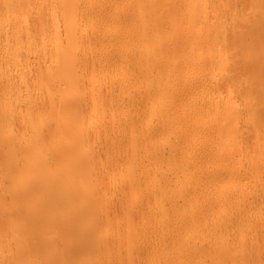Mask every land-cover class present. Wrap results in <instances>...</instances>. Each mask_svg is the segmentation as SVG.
I'll return each mask as SVG.
<instances>
[{
    "label": "rangeland",
    "instance_id": "1",
    "mask_svg": "<svg viewBox=\"0 0 264 264\" xmlns=\"http://www.w3.org/2000/svg\"><path fill=\"white\" fill-rule=\"evenodd\" d=\"M9 1L0 0V264H64L66 249L75 253L73 264H264V0H200L193 10L201 11L194 15L199 18L184 22L179 0H156L160 24L167 27L161 33L164 44L177 35H199L187 44L173 42L180 46L172 50L178 57L169 66L177 67V59L192 63L166 78L160 91L147 82L135 84L127 63L89 66L86 54L114 50L98 35L105 29L102 20L89 10L73 16L77 2L81 7L91 0ZM172 6H177L170 14L175 20L168 27ZM68 28L77 33L79 59L66 68L56 52L60 41L66 45ZM9 29L11 40L4 37ZM106 29L116 35L122 26ZM16 32L20 37H13ZM67 71L90 81L79 80L84 84L79 97L88 103L60 114L48 105L39 111L38 104L51 94L48 79ZM73 93L65 91L66 101ZM31 97L37 101L33 107ZM50 155H60V164L54 157L59 166ZM35 159L56 166L57 198L50 183L42 194L41 181L33 177L46 178V169L22 170ZM41 201L57 211H49L48 223L44 215L34 219L26 211ZM87 235L94 240L86 239L82 247ZM52 239L56 246L50 243L51 252H45Z\"/></svg>",
    "mask_w": 264,
    "mask_h": 264
},
{
    "label": "bare ground",
    "instance_id": "2",
    "mask_svg": "<svg viewBox=\"0 0 264 264\" xmlns=\"http://www.w3.org/2000/svg\"><path fill=\"white\" fill-rule=\"evenodd\" d=\"M3 1V0H2ZM9 1V0H8ZM12 1V0H11ZM85 1V0H84ZM90 1V0H89ZM95 1L96 0H94V1H92L91 0V4L89 3V5L88 4H86V3H84V4H82V6L80 7V6H78L79 4H78V2H77V6L75 5V9L73 10L74 12H73V16L75 17V18H77L78 17V15H79V13H81L82 14V12H84L85 10L87 11V10H89V11H87V13L89 12V13H91L94 17H96V18H99V20H102L101 21V25H102V23H103V25H104V27H105V29L103 30L104 32L102 33V34H98L99 36H101L100 37V39H102V41H105L106 43V45L107 46H109V47H111V45L114 47V50H112V51H110L108 54H103L102 52L100 53V54H96L95 52L92 54H89V55H87L86 54V57H85V55H83L84 57H85V60H91L92 62V64L93 65H91V63L89 64V66L90 67H94V66H99V67H104V68H111V67H114V66H116L117 67V65H121V64H125V63H127V65H128V69H126V72L128 71L129 73H131V75H132V77H131V79H133V82L135 83V84H140V83H145V82H147V83H149L150 85L152 84V85H154V90L155 89H157V90H159V88L161 89V88H163L164 87V85H165V79L167 78V80L170 78V76H172V73L173 74H177V73H179V72H182V70H184L185 68L187 69L188 68V66L190 65V63H192V62H190V60L189 61H187V60H181V59H177L178 60V66L177 67H175V68H171L170 66H169V64H170V62H172V60H174V59H176L178 56H174L173 54H172V50L176 47V46H178L179 44H187V43H185V41L187 40H190V37H191V39H193L192 37H194V35H198V32L197 31H194V33H186V34H184V35H177V36H179V39H177V40H174L173 42H175V41H177L178 42V40H179V44L178 43H163L164 42V40L167 38H163V36H162V38H161V33H162V31L165 29H167V27L166 28H164L165 26H163V25H161L162 24V20L160 19V18H163V17H160V16H162L163 14H162V11H161V8L158 6V4H157V2H156V0H136V1H132V3H131V1L129 2V0H111V1H107V2H104L103 1V3L101 2H99L98 3V1H96V3H97V5L96 6H94V3H95ZM199 1L200 0H179V11H177V13L179 14V12L181 11V12H183L184 11V15H183V17H182V19H181V21L182 22H184L185 21V19H187L188 18V16H189V19L191 18V16L192 17H194V18H199V16H194V15H198V14H196V12H201V11H198L199 9H196L197 11L195 12V11H193L194 10V8H196V6L194 7V4L195 5H197V7H199V5L197 4V3H199ZM202 1V0H201ZM10 2V1H9ZM23 2V1H22ZM92 2H93V6H92ZM167 2H168V4H169V0H167ZM190 2H193L192 4V12L190 13V11L189 12H185V11H188V9H190L189 7H188V9H187V5H189L190 6ZM174 3V2H173ZM201 3V2H200ZM1 4V3H0ZM3 4H5V2L3 3ZM2 4V5H3ZM6 5V4H5ZM73 5V4H72ZM84 5V6H83ZM91 5V6H90ZM18 6V5H17ZM11 7H12V5H11ZM28 7V6H27ZM26 7V8H27ZM168 7V6H167ZM166 7V8H167ZM173 7V8H172ZM171 8H169L170 10H168L167 12H168V19H167V17L165 18L166 20H168V23H167V21L165 22V20H164V22L165 23H167V25H168V27H172V24L174 23V20H172V22H171V16H173L172 14H176V10L175 9H177V6H176V8H174L175 6H172ZM202 7V6H201ZM3 8H7V6L6 7H3ZM26 8H24V9H26ZM12 9V8H11ZM22 9V8H21ZM71 9V8H70ZM16 10V9H15ZM71 10V11H72ZM163 10V9H162ZM1 11H2V9H1ZM7 11H8V9H7ZM13 11H14V7H13ZM4 12V11H3ZM9 12V11H8ZM160 13V14H162V15H160V14H157V13ZM165 11H163V13H164ZM69 13H71V12H69ZM7 14V13H6ZM9 14V13H8ZM23 14V13H22ZM72 14V13H71ZM71 14H70V16H71ZM86 14V13H85ZM170 14H171V16H170ZM10 15V14H9ZM84 15V14H83ZM89 15V14H88ZM158 15V16H157ZM165 15V14H164ZM166 15H167V13H166ZM182 15H180V16H182ZM201 15V14H200ZM6 16V15H5ZM68 16V15H67ZM66 16V17H67ZM72 16V17H73ZM8 17V16H7ZM79 17H80V15H79ZM82 17V16H81ZM176 17V16H175ZM11 18V17H10ZM68 18V17H67ZM66 18V19H67ZM75 18H74V20H75ZM85 18V17H84ZM101 18V19H100ZM65 19V18H64ZM142 19V20H141ZM178 19V18H177ZM180 19V18H179ZM72 20H73V18H72ZM71 20V21H72ZM193 20V19H192ZM195 20V19H194ZM16 21V20H15ZM179 21V20H178ZM188 21V20H187ZM14 22V21H13ZM22 22H23V19H22ZM69 22V21H68ZM72 22H75V21H72ZM71 22V23H72ZM163 22V23H164ZM10 23H12V22H10ZM70 23V22H69ZM70 23V24H71ZM77 23H78V21H77ZM161 23V24H160ZM176 23H177V21H176ZM70 24H68V26L70 25ZM75 24V23H74ZM74 24H72V25H74ZM113 24H119V25H121L122 26V29H121V31H119L116 35H113L111 32H109L107 29H106V26L107 25H113ZM179 24V23H178ZM177 24V25H178ZM10 25V24H9ZM19 25V24H18ZM79 25V24H78ZM102 25V26H103ZM160 25V26H159ZM175 25V24H174ZM67 26V25H66ZM65 26V27H66ZM71 26V25H70ZM201 26V25H200ZM14 27V26H13ZM177 27H179V25L178 26H176V28ZM15 28L16 27H14V30L13 31H15ZM71 28H72V26H71ZM86 28V27H85ZM8 29V28H7ZM6 29V30H7ZM69 30H67L66 31V33H68V35H65V36H68L67 38H65V42L67 41V43H66V45L64 46V41L62 42V41H60V46L57 48V57L58 58H60V59H58V61H61L62 60V65L61 66H63L64 65V67H66V66H68L67 64H72L73 62L72 61H74V63L76 62V60L77 59H79V56L77 55V48H79V43H76V42H78V41H76L77 39H75V34H77V33H75L74 31V34H73V32H70V28H68ZM72 29H75V28H72ZM72 29H71V31H72ZM79 30H80V26H79V28H78ZM82 29H83V27L81 28V32H82ZM170 29V28H169ZM200 29V28H199ZM199 29H198V31H199ZM202 29V28H201ZM5 30V31H6ZM26 30V29H25ZM87 30V29H86ZM102 30V29H101ZM197 30V29H196ZM10 29H9V31H7L6 33H10ZM23 31V30H22ZM27 31V30H26ZM25 31H23L22 33H21V35L24 33ZM28 32V31H27ZM165 31H163V33H164ZM169 32V31H168ZM3 33V32H2ZM4 34V37L7 35V36H9V39H10V36H12V33L11 34ZM17 33V32H16ZM26 33V32H25ZM24 33V34H25ZM79 33V32H78ZM83 33H84V30H83ZM162 33V34H163ZM28 34H30L29 32H28ZM28 34H26V35H28ZM89 34V33H88ZM115 34V33H114ZM170 34V33H169ZM199 34H200V31H199ZM81 35V34H80ZM97 35V36H98ZM1 36V35H0ZM15 36H19L20 37V34L18 35V33H17V35L16 34H14L13 35V37H15ZM173 36H176V35H173ZM181 36V37H180ZM199 36V35H198ZM22 37L24 38V36L22 35ZM29 37V36H28ZM83 37V36H82ZM168 37H171V35L170 36H168ZM201 37H203V36H201ZM199 38V37H197L198 39H200V41H202L203 40V38ZM3 39V37H0V39ZM8 38V37H7ZM17 38V37H16ZM22 38V39H23ZM25 38H27L26 36H25ZM30 38V37H29ZM77 38V37H76ZM15 38H13V40H14ZM79 39H81V38H79ZM97 39H98V37H97ZM108 41H107V40ZM134 39H139V43L138 44H135V45H131L130 43H131V41L132 40H134ZM176 39V38H175ZM4 40H5V38H4ZM11 40V39H10ZM19 39L17 38V41H18ZM94 40V39H93ZM196 40V39H195ZM5 41H7V39L5 40ZM24 41V40H23ZM85 41V40H84ZM167 41V40H166ZM165 41V42H166ZM169 41H171L170 39H169ZM191 42H193V40H190ZM13 42V41H12ZM19 42H20V40H19ZM83 42V41H82ZM101 42V41H100ZM109 42V43H108ZM168 42V41H167ZM0 43H2L1 42V40H0ZM96 43V42H95ZM98 43V42H97ZM84 44V43H83ZM6 45V44H5ZM78 45V46H77ZM104 45V44H103ZM105 45V46H106ZM16 46V45H15ZM17 46H18V44H17ZM104 46V47H105ZM180 46V45H179ZM9 47V46H8ZM14 47V46H13ZM99 47V46H98ZM112 47V48H113ZM81 48V47H80ZM115 48L117 49V50H115ZM1 49V48H0ZM84 49V48H83ZM80 50H82V49H80ZM1 51H3L4 52V50H2L1 49ZM17 51H18V49H17ZM8 52V51H7ZM6 52V53H7ZM12 53V52H11ZM14 53V52H13ZM79 53V52H78ZM97 53H99V52H97ZM105 53V52H104ZM128 53H129V55H128ZM85 54V53H84ZM101 54H103V55H101ZM1 55V54H0ZM3 55V54H2ZM5 55V54H4ZM56 55H54L55 57H56ZM82 55V54H81ZM19 57V56H18ZM21 57V56H20ZM81 58V57H80ZM5 59V58H4ZM7 59V58H6ZM11 59V58H10ZM17 59V58H16ZM22 59V58H21ZM27 59H28V57H27ZM26 59V60H27ZM82 59H83V57H82ZM18 60V59H17ZM57 60V59H56ZM84 60V61H85ZM179 60H180V62H179ZM4 61V60H3ZM12 61H13V59H12ZM79 61V60H78ZM81 61V60H80ZM50 62H52V61H50ZM87 62V61H86ZM45 63V62H44ZM47 63V62H46ZM74 63H73V65H74ZM10 64V63H9ZM38 64V63H37ZM49 64V63H48ZM60 64H61V62H60ZM77 64V63H76ZM11 65V64H10ZM16 65V64H15ZM20 65V64H19ZM23 65V64H22ZM18 66V65H17ZM17 66H15L16 67V69H18L17 68ZM87 66H88V64H87ZM86 66V67H87ZM88 66V67H89ZM122 66V65H121ZM24 67V66H23ZM58 67H60V66H58ZM69 67V66H68ZM74 67V66H73ZM86 67H85V71L87 72V69H86ZM9 68H10V66H9ZM45 68V67H44ZM55 68V67H54ZM57 68V67H56ZM55 68V69H56ZM61 68V67H60ZM63 68V67H62ZM67 68V67H66ZM66 68H63V69H66ZM76 68V67H75ZM14 69V68H13ZM47 69V68H46ZM45 69V70H46ZM50 69V68H49ZM48 69V70H49ZM58 69V68H57ZM57 69H56V71H57ZM71 69V68H70ZM124 69V68H123ZM47 70V71H48ZM76 70V69H75ZM75 70H73V71H75ZM80 70H81V67H80ZM106 70V69H105ZM122 70V69H121ZM1 71H4V70H1ZM16 71V70H15ZM20 71V70H19ZM53 71V70H52ZM66 71V70H65ZM72 71V70H71ZM71 71H67V72H63L61 75H59V74H57V75H59V76H57V77H46L49 81H50V83L48 82V81H46V82H48V86H47V88H48V91L51 93L50 94V97H48L47 99H45V98H43L42 100V102H41V104H38V106L36 107V108H38V110H39V108H40V106H46V105H48L49 107H53L51 110L53 111L52 113L54 114V113H59V112H61L63 109L64 110H66V109H68V108H70L71 109V107L73 106H75V105H77V106H79V104L81 105L82 103H81V101H83L82 100V98L81 97H79V94H81V90H82V87H84L83 85V83H79V80H78V78L76 77V72H74V73H72ZM79 71V70H78ZM82 71H83V67H82ZM103 71V70H102ZM123 71V70H122ZM4 72H6V71H4ZM62 72V71H61ZM61 72H58L57 71V73H61ZM94 72V71H93ZM119 72V71H118ZM3 73V72H2ZM17 73V75H18V72H16ZM55 73V72H54ZM120 73V72H119ZM122 73H124V72H122ZM121 73V74H122ZM32 74V73H31ZM37 74V73H36ZM51 75H52V73H50ZM91 74H93V73H91ZM6 75V74H5ZM16 75V76H17ZM20 75V74H19ZM34 75V74H33ZM44 75V74H43ZM46 75V74H45ZM94 75V74H93ZM118 75V74H117ZM115 76V75H112V77H111V79L115 76V77H119V76ZM14 76H15V74H14ZM35 76V75H34ZM82 76V78H83V76H85V75H81ZM92 76V75H91ZM104 76V75H103ZM45 77V76H44ZM88 77V76H87ZM169 77V78H168ZM11 78V77H10ZM85 78V77H84ZM83 78V81L82 80H80V81H82V82H85V84L89 81L88 80V78H87V80L86 81H84L85 79ZM101 78V77H100ZM121 78V77H120ZM125 78V77H124ZM2 79V78H1ZM8 79V78H7ZM12 79H13V77H12ZM22 79V78H21ZM23 79H24V77H23ZM34 79L35 78H33V81H34ZM43 79L45 80V78H43L42 77V81H43ZM54 79H56V80H54ZM89 79H91L90 77H89ZM98 79V78H97ZM116 79V78H115ZM41 80V79H40ZM91 80H93V79H91ZM110 80V79H109ZM114 80V79H113ZM38 81V80H37ZM37 81H36V83L35 84H38L37 83ZM100 81V80H99ZM14 82V81H13ZM12 82V83H13ZM21 82V81H20ZM22 82H23V80H22ZM38 82H40V81H38ZM90 82V81H89ZM102 82V81H101ZM105 82H106V80H105ZM110 82H111V80H110ZM113 82V81H112ZM11 83V84H12ZM34 83V82H33ZM94 83V82H93ZM115 83V82H114ZM122 83H123V85H125V81L124 80H122ZM131 83V82H130ZM3 84V83H2ZM2 84H0V87H1V85ZM6 84V83H5ZM11 84H10V86H8V89L11 87ZM18 84V83H17ZM41 84V83H40ZM47 84V83H46ZM99 84V83H98ZM9 85V84H8ZM15 85V84H14ZM27 85H28V83H27ZM27 85H25V86H27ZM30 85V84H29ZM42 85V84H41ZM151 85V86H152ZM13 86V85H12ZM18 86H19V84H18ZM18 86H16V87H18ZM38 86V85H37ZM43 86V85H42ZM96 86V85H95ZM134 86V85H133ZM3 87V86H2ZM5 87V86H4ZM29 86H27V88H28ZM124 87V86H123ZM157 87V88H156ZM6 88V87H5ZM23 88V87H22ZM21 88V89H22ZM25 88V87H24ZM42 88V87H41ZM44 88V87H43ZM134 88H136V87H134ZM3 89V88H2ZM10 89H12V87L10 88ZM20 89V90H21ZM73 90L74 91V93H76V94H74V96L72 97V99L71 98H69L70 99V101H66L67 99H65V91H67V90ZM90 89V88H89ZM88 89V90H89ZM31 90V89H30ZM92 90V89H91ZM90 90V91H91ZM99 90V89H98ZM27 91V90H26ZM45 91V90H44ZM43 91V92H44ZM48 91H47V93H48ZM84 91V90H83ZM82 91V92H83ZM89 91V92H90ZM93 91V90H92ZM97 91V90H96ZM160 91V90H159ZM70 92H72V91H70ZM85 92H86V90H85ZM158 92V91H157ZM5 93V92H4ZM40 93V92H39ZM38 93V94H39ZM42 93V92H41ZM68 93V92H67ZM84 93V92H83ZM92 93V92H91ZM106 93H108V92H106ZM110 93V92H109ZM37 94V95H38ZM72 94V95H73ZM87 94H88V91H87ZM98 94V93H97ZM100 94V93H99ZM6 95V94H5ZM4 95V96H5ZM26 95V94H25ZM29 95V94H28ZM41 95H43V94H41ZM91 95V94H90ZM107 95V94H106ZM31 96V95H30ZM35 95H33V98H35L34 97ZM49 96V95H48ZM81 96H82V94H81ZM113 96V95H112ZM8 97V96H7ZM39 97V96H38ZM37 97V98H38ZM71 97V96H70ZM88 97V96H87ZM115 97V96H114ZM27 98H29L28 96H27ZM36 98V99H37ZM40 98V97H39ZM81 98V99H80ZM84 98V97H83ZM95 98H96V96H95ZM68 99V100H69ZM98 99V98H97ZM113 99V98H112ZM27 101V99H24L23 101ZM29 100V99H28ZM31 100H32V97H31ZM30 100V104H32V107H33V103H34V105H35V102H37V101H31ZM38 101L40 100V99H37ZM87 100V99H86ZM91 100V99H90ZM85 101V100H84ZM83 101V102H84ZM85 102H87V101H85ZM23 103V102H22ZM25 103V102H24ZM27 103V102H26ZM39 103V102H38ZM88 103V102H87ZM92 103L93 102H91V105L90 106H92ZM29 104V103H28ZM27 104V105H28ZM29 104V105H30ZM86 104V103H85ZM26 105V104H25ZM28 105V106H29ZM37 105V104H36ZM83 107H84V105H82ZM86 106V105H85ZM27 107V106H26ZM25 107V108H26ZM30 107V106H29ZM28 107V108H29ZM35 107V106H34ZM23 108V107H22ZM78 108V107H77ZM80 108V107H79ZM85 108V107H84ZM43 109V108H42ZM74 109V108H73ZM23 110V109H22ZM29 110V109H28ZM81 110V109H80ZM83 110V109H82ZM81 110V111H82ZM5 111V110H4ZM13 111V110H12ZM31 111V110H30ZM40 111V110H39ZM79 111V110H78ZM37 112V111H36ZM63 112V111H62ZM3 113V112H2ZM1 113V114H2ZM34 113V112H33ZM77 113V112H76ZM81 113V112H80ZM36 114V113H35ZM60 114V113H59ZM3 115V114H2ZM27 115V114H26ZM8 118V117H7ZM4 120H5V118H4ZM7 120V119H6ZM5 120V121H6ZM58 127H59V125H58ZM60 128V127H59ZM6 138V137H5ZM4 138V139H5ZM37 138H39L40 139V137H37ZM2 139V138H1ZM7 141V140H6ZM12 140H10L9 142H11ZM36 141H38V139H36ZM35 141V142H36ZM3 142V141H2ZM5 142V141H4ZM3 142V143H4ZM13 143V142H12ZM11 143V144H12ZM38 143H40V144H42V141L41 142H38ZM8 144H10V143H8ZM3 145H5L6 146V144H3ZM10 146V145H9ZM42 146V145H41ZM41 146H39V148H42ZM44 147H46V145L45 146H43V151H45L44 150ZM52 147V146H51ZM50 147V148H51ZM1 148V147H0ZM3 148V147H2ZM7 148V147H6ZM11 148V147H10ZM37 148H38V146H37ZM46 149V148H45ZM9 150V149H8ZM40 151H42V150H40ZM48 151V150H47ZM54 151V150H53ZM57 153V152H56ZM67 153H68V151H67ZM207 153H208V151H207ZM55 154V153H54ZM58 154V153H57ZM25 155V154H24ZM53 155V154H52ZM61 155V154H60ZM60 155L58 156H54L55 157V160L57 161H60V159H61V157H60ZM51 156V155H50ZM49 156V158L54 162V157H50ZM58 157H60V158H58ZM25 158H27L26 157V155H25ZM47 158V157H46ZM57 158V159H56ZM17 159V158H16ZM48 160V159H47ZM44 161L43 162V164H41V163H37L38 161H40V160H38V161H36V159L35 160H29V162H28V164H26L27 165V167H25V166H23V167H25L24 169H22V170H25V171H32V172H35L36 170H38V168L39 169H46V172H48V173H46V178H44V177H42V179H41V176H37V175H34L33 177H34V179L35 180H37V181H41L40 182V186H39V190L42 192V194H45L44 193V191L43 190H45V189H43L45 186H44V184L46 183H50V185H51V188L53 189V192H54V196L53 197H56L57 198V193H55L56 191L54 190V187H56L57 188V186H58V183H59V181H57V177H58V175L56 176L55 175V173H54V167H56L54 164H56V165H58V164H60V162H58V164L56 163V161L54 162V166L52 167H50V164L51 163H49V162H51V160H49V162L48 161ZM5 161V160H4ZM25 161H28V160H26L25 159ZM17 162V161H16ZM20 162V161H19ZM3 163H6V161L5 162H3ZM10 163H11V161H10ZM16 164V163H15ZM19 164V163H18ZM24 164V163H23ZM14 164H12V166H13ZM21 165V164H20ZM25 165V164H24ZM17 166V165H16ZM59 166V165H58ZM11 167V166H10ZM21 167V166H20ZM17 169H18V167H17ZM58 169V168H57ZM57 169H55L56 171H57ZM72 172H73V170H72ZM74 173V172H73ZM40 178V179H39ZM59 178V177H58ZM38 185V184H37ZM42 186V187H41ZM24 191H26V190H24ZM32 191V190H31ZM36 191V190H35ZM18 193V192H17ZM25 193V192H24ZM27 193V192H26ZM19 194V193H18ZM23 194V193H22ZM20 196V195H19ZM44 201H46V200H44ZM42 202V204L39 206V204L37 205H34L33 206V204H28L27 206H26V211L27 212H29L30 214H33L32 215V217L34 218V219H36V218H40V216H45V218L47 217V216H49V211H52V212H50V214L52 213H56L57 211H56V209H54V212H53V210H51L50 208V204L51 203H49V202H44L43 203V201H41ZM67 203V202H66ZM49 204V205H48ZM45 205V206H44ZM67 206L69 205V203H67L66 204ZM47 206H49V209H47ZM47 209V212H46V209ZM45 209V210H44ZM42 218V217H41ZM48 219H44V218H42L43 219V221L45 220V222L46 223H48L49 222V217H47ZM47 220V221H46ZM60 223H62V221H60ZM34 226V225H33ZM33 226L31 225V227L33 228ZM35 228H36V226H35ZM16 231L19 233V232H21V230H18V228L16 229ZM34 231V230H33ZM86 231V230H85ZM89 231V230H88ZM78 232V231H77ZM84 232V231H83ZM87 232V231H86ZM22 233H23V229H22ZM80 233H82L81 231H80ZM96 234V233H95ZM18 235H20V234H18ZM17 235V236H18ZM22 235V234H21ZM91 235H93V234H91ZM81 236H85V235H80L79 237H81ZM94 236V235H93ZM96 236V235H95ZM20 237H22V236H19V238ZM76 237H77V235H76ZM79 237H77V238H79ZM89 240L88 239V235L86 236V237H82L81 238V240H84V242L83 243H85V240ZM96 239V238H95ZM53 241H54V239H52ZM80 240V239H79ZM91 240V239H90ZM89 240V241H90ZM92 240H94V239H92ZM91 240V241H92ZM58 241V240H57ZM88 241V242H89ZM77 242V241H76ZM93 242H96V241H93ZM50 243H51V245H55L56 246V244H57V242L55 243V241H54V243H52L51 241L49 242V245L48 244H46V246H45V250H47V251H45V252H51V250H50ZM81 243H82V241H81ZM97 243V242H96ZM58 244H60V242L58 243ZM76 244V243H75ZM77 244H79V242L77 243ZM92 244V243H91ZM93 244H95V243H93ZM92 244V245H93ZM85 245H86V243L84 244V246H82V247H85ZM97 245V244H96ZM95 246V245H94ZM94 246H92V247H94ZM57 247H58V245H57ZM57 247H53V249H57ZM61 247V246H60ZM62 247H65V246H62ZM88 247V244H87V246H86V248ZM103 247V246H102ZM52 248V247H51ZM78 248V247H77ZM91 248V247H90ZM90 248H89V250L87 251V249L85 250L86 252H89L90 251ZM104 248V247H103ZM52 249V250H53ZM59 249V248H58ZM64 249V248H63ZM74 249V248H73ZM93 249V248H92ZM96 249V248H95ZM95 249H93L94 251H95ZM76 250V249H75ZM79 250V249H78ZM81 250V249H80ZM96 250H98V249H96ZM64 251V250H63ZM62 250H61V252H63ZM93 251V252H94ZM58 252V251H57ZM65 252V254L63 253V257L64 258H66V263H64V264H73L74 262V260H72L71 259V256L73 255V254H75L74 252H73V254H72V249H66V251H64ZM79 251H77L76 253H78ZM82 252H83V250H82ZM97 252V251H96ZM59 253H60V251H59ZM58 253V257H60V255H61V253L59 254ZM46 254H48V253H46ZM92 254V253H91ZM53 255V254H52ZM54 255H55V253H54ZM66 255H67V257H66ZM82 255V254H81ZM94 255V254H93ZM97 255V254H96ZM56 256H57V254H56ZM76 256V255H75ZM80 257V256H79ZM78 256L76 257V258H79ZM82 257V256H81ZM85 257V256H84ZM57 258V257H56ZM64 258H62V259H64ZM72 258H73V256H72ZM58 259V258H57ZM75 259V258H74ZM60 260V259H59ZM58 260V261H59ZM77 260V259H76ZM93 260V259H92ZM103 260H105V259H103ZM62 261V260H61ZM78 261V260H77ZM91 261V260H90ZM89 261V262H90ZM94 262H95V260H94ZM98 262V261H97ZM103 262V261H102ZM107 262V261H106ZM53 263V262H52ZM56 262H54V264H55ZM60 263H62V262H60ZM59 263V264H60ZM76 263V262H75ZM104 263V262H103ZM111 263V262H110ZM84 264V263H83ZM89 264V263H88Z\"/></svg>",
    "mask_w": 264,
    "mask_h": 264
}]
</instances>
